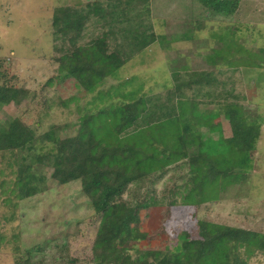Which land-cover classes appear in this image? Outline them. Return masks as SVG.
I'll return each instance as SVG.
<instances>
[{
  "label": "trees",
  "instance_id": "1",
  "mask_svg": "<svg viewBox=\"0 0 264 264\" xmlns=\"http://www.w3.org/2000/svg\"><path fill=\"white\" fill-rule=\"evenodd\" d=\"M150 1L86 0L54 7L51 58L57 68L44 87L55 83L70 85L80 94L95 93L135 55L156 41L163 45L166 37L154 30ZM198 1L212 15L229 16L239 6V0ZM188 37L185 32L175 40ZM214 50L207 60L217 72L172 68L155 95H135L132 90L126 96L121 89L108 93L102 105L95 102L89 108H82L76 95L63 100L66 106L75 103L78 113L76 128L66 138L59 137V126L37 135L19 116L0 120V153L19 155L15 157L18 196L45 190L43 175L33 169L36 162L49 164L51 177L60 184L80 181L101 218L156 205L157 196L144 184L173 168L187 169L182 202L200 205L219 200L252 168L260 124L242 105L245 98L227 51ZM220 61L227 67L217 69ZM11 81L0 61V107L19 106L29 97V89ZM97 95L102 99L105 94ZM219 117L228 121L229 137L213 124ZM133 191L135 196L125 198ZM169 192L165 189L163 195ZM196 238L195 246L166 252L149 249L134 257L111 243L109 249H93L92 260L94 264H248L256 253L264 254V233L242 227L199 220Z\"/></svg>",
  "mask_w": 264,
  "mask_h": 264
},
{
  "label": "rangeland",
  "instance_id": "2",
  "mask_svg": "<svg viewBox=\"0 0 264 264\" xmlns=\"http://www.w3.org/2000/svg\"><path fill=\"white\" fill-rule=\"evenodd\" d=\"M84 1L0 0L1 67L13 84L30 91L21 105L1 106L0 120L19 116L37 135L59 126V137L66 138L76 128L78 113L75 103L66 106L63 100L76 95L78 104L89 108L106 102L108 93L117 94L121 89L126 96L132 90L135 95H155L172 68L217 72L207 59L214 49L221 48L227 51L231 70L239 77L238 88L245 98L242 105L260 124L252 168L244 179L233 181L219 200L200 205L181 201L187 169L173 168L144 184V189L151 188L157 196L156 205L101 218L83 194L80 181L60 184L51 177L49 164L35 162L33 166L43 175L45 190L20 198L15 185L19 155L0 153V264H94L93 249H109L111 243L132 257L149 249L181 250L196 245L199 220L264 233V0H239L237 11L229 16L212 15L198 0H151L152 24L157 33L165 35L163 45L156 41L135 55L95 93L80 94L70 85L55 83L44 87L57 68L51 58L52 11ZM185 32L190 37L175 40ZM226 64L220 61L216 68L224 69ZM98 92L105 94L102 99ZM213 124L221 127L223 136L231 135L224 118L214 119ZM165 189L171 190L166 196ZM135 194L127 192L125 198ZM173 199L178 202L169 204ZM248 264H264V254L256 253Z\"/></svg>",
  "mask_w": 264,
  "mask_h": 264
}]
</instances>
